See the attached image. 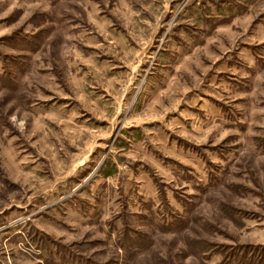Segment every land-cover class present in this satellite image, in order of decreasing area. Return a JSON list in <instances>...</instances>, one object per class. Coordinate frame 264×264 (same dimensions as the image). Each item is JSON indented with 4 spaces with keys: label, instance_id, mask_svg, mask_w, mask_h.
Returning a JSON list of instances; mask_svg holds the SVG:
<instances>
[{
    "label": "rangeland",
    "instance_id": "1",
    "mask_svg": "<svg viewBox=\"0 0 264 264\" xmlns=\"http://www.w3.org/2000/svg\"><path fill=\"white\" fill-rule=\"evenodd\" d=\"M0 264H264V0H0Z\"/></svg>",
    "mask_w": 264,
    "mask_h": 264
}]
</instances>
